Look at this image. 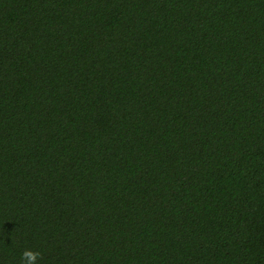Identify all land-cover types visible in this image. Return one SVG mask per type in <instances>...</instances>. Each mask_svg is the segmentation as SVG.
<instances>
[{
    "label": "trees",
    "instance_id": "obj_1",
    "mask_svg": "<svg viewBox=\"0 0 264 264\" xmlns=\"http://www.w3.org/2000/svg\"><path fill=\"white\" fill-rule=\"evenodd\" d=\"M264 264V0H0V264Z\"/></svg>",
    "mask_w": 264,
    "mask_h": 264
},
{
    "label": "clouds",
    "instance_id": "obj_2",
    "mask_svg": "<svg viewBox=\"0 0 264 264\" xmlns=\"http://www.w3.org/2000/svg\"><path fill=\"white\" fill-rule=\"evenodd\" d=\"M21 264H37L40 259V253L31 249H25L21 253Z\"/></svg>",
    "mask_w": 264,
    "mask_h": 264
}]
</instances>
